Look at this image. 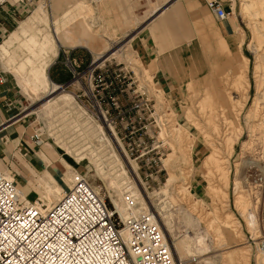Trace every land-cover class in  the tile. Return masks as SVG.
<instances>
[{"label": "rangeland", "instance_id": "obj_1", "mask_svg": "<svg viewBox=\"0 0 264 264\" xmlns=\"http://www.w3.org/2000/svg\"><path fill=\"white\" fill-rule=\"evenodd\" d=\"M83 1L88 5L30 0L14 21L5 18L0 37L1 42L40 2L42 11L37 8L31 17L40 11L42 17L54 15L58 33L68 37L59 45L41 25L37 39L13 43L7 56L12 67L26 62L34 42V59L43 62L56 50L51 75L68 76L63 91L29 88L19 100L20 113L25 107L31 112L25 115L41 127L43 140L70 164L51 195L56 200L77 172L107 206L122 214H153L175 264H264L259 249L264 243V0H228L233 30L223 38L228 52L218 47L216 19L204 3L190 48L180 56L151 59L137 56L130 42L151 15L137 20L124 9L109 15L97 0ZM92 30L103 43L89 42L99 50L71 47L78 38L93 36ZM235 34L241 36L239 47ZM30 63L32 69L38 66ZM24 66L22 76L31 78ZM0 69L14 81L1 60ZM127 193L132 201L125 209L121 202Z\"/></svg>", "mask_w": 264, "mask_h": 264}, {"label": "built area", "instance_id": "obj_2", "mask_svg": "<svg viewBox=\"0 0 264 264\" xmlns=\"http://www.w3.org/2000/svg\"><path fill=\"white\" fill-rule=\"evenodd\" d=\"M27 2L0 0V37L5 18L14 21L18 8ZM204 3L216 20L229 18L231 9L220 1ZM5 79L0 69V85ZM42 135L38 126L30 137L38 145ZM131 197L130 193L123 197L125 209ZM124 211L107 206L77 172L59 197L46 203L38 196L27 200L13 179L0 171V264H175L153 214ZM259 249L264 250V243L259 242Z\"/></svg>", "mask_w": 264, "mask_h": 264}, {"label": "crops", "instance_id": "obj_3", "mask_svg": "<svg viewBox=\"0 0 264 264\" xmlns=\"http://www.w3.org/2000/svg\"><path fill=\"white\" fill-rule=\"evenodd\" d=\"M97 1L99 2V9L105 12L108 11L109 15L113 13L117 14L120 9L126 10L127 15H129L128 12L132 13L131 18L137 20L141 18L143 20L151 15L147 22L132 34L130 39L131 46L137 56L145 59L164 58L165 54H168L169 57L180 56L181 52L187 51L190 48L188 47L190 46L189 44L195 38L194 33L196 30L193 26L200 25L196 24V22L204 6L203 0H196L198 5H193V0ZM219 1L225 9L228 8V0ZM82 5L84 7L88 4L82 0ZM53 6L56 8L54 4ZM43 7L42 2L33 7L29 14L21 19L18 25L11 29L0 42V60L14 80L12 81L9 77H6L5 81L0 85V171H6L13 178L17 188L27 200L31 201L39 195L42 200L49 198L48 202L53 198L51 195L54 192L53 188H59L58 184H62L60 177L64 166L67 165L70 168V164L65 159L60 158L57 150L53 149L46 140H43L38 145L33 142L30 135L36 124L25 115L31 113L28 112L26 107L23 109V113L25 114L20 113L19 100L21 93L27 94V89L29 88L35 90L49 87V93H51V90L53 88L56 89L58 86L56 83H65L68 81V76L66 72L55 74V77L51 75L52 65L50 64L56 57V50L50 58L45 59L43 62H37L34 59L33 53H35L38 44L34 42L27 49L26 62H21L19 65L16 64L15 67H12L10 59L7 57L13 43H17L26 37L37 39L38 36L36 34L42 26L48 27L51 30L49 34L50 39L54 42L57 39L59 45H62V42H65L68 38L64 33H58L57 27L59 23L54 15L51 14L50 19L48 16L46 18V16L42 17L40 15ZM79 7L80 2L78 1V9ZM37 8H40L41 11L36 17L32 18L31 15H34V11H37ZM40 19L41 21L37 22ZM78 20L84 27L89 26L84 21V16L82 18L78 16ZM213 22L214 28L219 34L217 36L218 47L223 52H228L223 38L232 34V23L230 19L214 20ZM60 29H62L61 26ZM91 33L93 36L89 38L83 37L82 39L78 38L77 41H73L74 44L71 47H84L90 52L91 50L94 51L95 48L99 50L100 46H96L94 42H89L90 39H94L100 43L99 35L96 30H92ZM234 41L236 42V46L239 47L241 36L235 34ZM32 59L38 64L34 69H32L33 65L30 63ZM244 59L245 56L241 55V60L238 62L240 70ZM20 65H28L30 76L35 82L28 84L31 78L22 76ZM37 69L39 71L38 74L36 72ZM240 80L237 82L241 84ZM186 88L192 90L194 88L193 83L188 82ZM206 94L213 97L208 91H206ZM221 103L224 104L225 102L221 100ZM40 107L43 109L42 106ZM48 191L50 192L48 193Z\"/></svg>", "mask_w": 264, "mask_h": 264}, {"label": "bare ground", "instance_id": "obj_4", "mask_svg": "<svg viewBox=\"0 0 264 264\" xmlns=\"http://www.w3.org/2000/svg\"><path fill=\"white\" fill-rule=\"evenodd\" d=\"M57 40V39H56ZM98 60V57L97 56H94V61L96 62ZM56 89L57 90H59V89H61V91H63V89H62V86H57L56 87ZM53 92V91H52ZM51 92V93H52ZM43 106V105H42ZM70 179H71V174H70ZM61 193V191L59 192V194ZM38 197H39V195H38ZM49 198H47V200H48ZM52 200H55V198L53 197L52 199H50L49 201H52ZM123 205V204H122ZM123 207H124V205H123ZM116 208V207H115ZM117 210V209H116ZM118 211V210H117ZM159 226V225H158ZM163 233V232H162ZM164 235V234H163ZM165 237V236H164ZM165 240H166V238H165ZM166 242H167V240H166ZM168 244V243H167ZM261 251V250H260ZM262 253L260 254L261 256L262 255H264V251H261ZM177 263H179V262H177ZM199 264H201L202 263V261H200V262H198ZM179 264H182V263H179ZM208 264H210L209 262H208Z\"/></svg>", "mask_w": 264, "mask_h": 264}, {"label": "water", "instance_id": "obj_5", "mask_svg": "<svg viewBox=\"0 0 264 264\" xmlns=\"http://www.w3.org/2000/svg\"><path fill=\"white\" fill-rule=\"evenodd\" d=\"M47 76H48V75H47ZM60 85H61V86H62V85H65V83H62V84H60Z\"/></svg>", "mask_w": 264, "mask_h": 264}]
</instances>
